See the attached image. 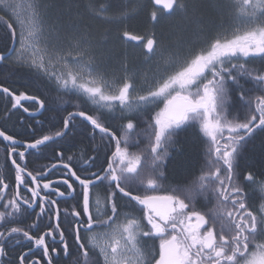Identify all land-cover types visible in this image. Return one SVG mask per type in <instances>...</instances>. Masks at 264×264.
<instances>
[{
  "label": "snow or ice",
  "instance_id": "1",
  "mask_svg": "<svg viewBox=\"0 0 264 264\" xmlns=\"http://www.w3.org/2000/svg\"><path fill=\"white\" fill-rule=\"evenodd\" d=\"M0 4V23L11 33L10 44L0 48V66L10 76L30 73L57 93L50 101L43 91L0 83L11 105L0 112V264H264V203L248 202L250 186L264 197V180L240 165L264 134V66L249 67L264 60V0H135L117 11L110 2L88 0L81 9L77 0H64L54 19L41 0ZM141 11L153 29L147 36L126 26ZM225 11L230 27L219 24L199 47L186 50L183 40L174 49L162 45L192 24L200 34L212 33L214 15ZM6 16H15L18 29ZM162 22L169 32L161 30L158 38ZM111 24L121 25L117 38L142 46L146 59L159 52L164 60L144 87L129 74L126 52L120 54L123 75L105 78L97 27ZM73 97L95 114L79 104L69 111ZM45 112L67 115L58 130L37 135L44 124L37 117ZM16 113L41 126L27 125L31 138L10 133ZM24 120L21 115V128ZM78 120L103 147L65 158V145L80 134ZM188 128L206 143L204 163L197 175L164 189L169 149L179 150L176 137ZM45 149L55 162L30 170L26 155ZM57 170L62 175L54 179ZM101 186L105 194L94 196ZM69 199L76 204L62 208ZM120 199L129 211L121 212ZM148 241H159L158 247Z\"/></svg>",
  "mask_w": 264,
  "mask_h": 264
},
{
  "label": "trees",
  "instance_id": "2",
  "mask_svg": "<svg viewBox=\"0 0 264 264\" xmlns=\"http://www.w3.org/2000/svg\"><path fill=\"white\" fill-rule=\"evenodd\" d=\"M41 2L46 6L48 16L54 19L60 15L64 0H41ZM77 2L80 4L82 9L84 5L88 3V0H77ZM105 2H110L113 5L114 11H117L119 10L120 5H131L133 2H135V0H95L97 5L103 4ZM141 2H143V0H141ZM225 3H228V0H225ZM0 15H4L2 10H0ZM228 16L229 13L227 11H225L222 15H214L216 25L213 26L212 33L200 34V26L197 24H192L186 32H179L171 39H163L162 45L172 47L174 49L177 42L183 40L185 41L183 47L186 50L199 47L205 42L206 39L209 38L210 35L215 34L217 26L228 20ZM5 19H7L8 22L13 23V26L17 28L12 16L11 18L6 16ZM85 22H88L87 18H85ZM126 26L128 27V30L138 35L147 36L153 31L152 26L148 21L147 11H141L137 18L129 21ZM122 30V26L118 24L97 27V32L99 33V35L96 37L98 41L97 52L99 56H103L105 58V64L103 66V69L105 70L104 72L105 74L110 75L111 79H118L120 76H122L123 72L121 70L120 64L124 57H122L120 54L126 52L129 74L134 75L138 88L144 87L146 81L145 77L152 76L154 71L159 69L157 64L160 62L163 63L164 60L161 59L159 52L155 57L146 59L144 54L145 50L142 48V46L136 45L135 42H125L119 40L117 37L119 32ZM161 30H163L166 34L169 32V29L167 28V22H162V24L156 29L158 38L160 37ZM105 32L110 33V35H103ZM10 42L11 33L5 24L0 23V48H3L6 44H10ZM262 66H264V60H261L260 58H256L251 64H249V67L257 69L261 68ZM3 75L7 78L10 77V79L15 82L17 86L24 85V87L32 91L33 89L38 91L41 89L43 92H45L44 94L50 96L52 99L57 95L53 88L47 86L46 81L22 70H16L15 75L10 76L9 70L5 69ZM245 86L249 87L250 85ZM74 99L76 98L74 97ZM80 102L82 101L76 102V104H79ZM106 122H111L113 124L115 123L114 121L107 119ZM85 134V132L80 133L71 146L74 148H77L79 145L89 147L88 140L86 137H84L86 136ZM262 138H264V134L258 135L256 137L253 143L248 146V149L243 154V159L240 161L241 168L245 170V173L247 171L253 172L257 182L264 180V150L261 149ZM176 139L178 140V144L174 147L179 150H173V148L169 149L172 159L168 162V166L165 170L166 178H168L167 182L170 184L169 188H173L178 184H182L189 177L197 175L205 159L206 143L200 137L196 129L188 128L185 131H181ZM3 164L4 152H1L0 150V165L2 166ZM248 191V202L250 204H254L258 207L260 203H264V197L261 196L255 186H250Z\"/></svg>",
  "mask_w": 264,
  "mask_h": 264
},
{
  "label": "flooded vegetation",
  "instance_id": "3",
  "mask_svg": "<svg viewBox=\"0 0 264 264\" xmlns=\"http://www.w3.org/2000/svg\"><path fill=\"white\" fill-rule=\"evenodd\" d=\"M0 6L2 7V4H0ZM4 72H5V68L3 66H0V83H4L5 86H7V87H9L11 89H15L17 91H26L29 94H39V92L42 91L41 89H40V91L34 90V89L32 91V90H29L28 88L24 87V85L17 86L15 84V82H13L10 79V77H8V78L4 77V75H3ZM45 96H47L50 101L52 100V98L50 96H48L46 94H45ZM65 98L69 99V97H67V96H65L64 99ZM79 101L80 100L74 99V97H73L72 98L73 107H69L68 110L69 111L76 110L75 109V105H76V102H79ZM79 105H80V109L81 110H85V111L89 112V114H95V112L93 110V106L91 104H86V103L80 102ZM10 106L11 105L8 102L7 98L2 93H0V112H3L6 107L10 108ZM26 106L31 107V105L27 104V103H26ZM21 115L25 116V120H24L25 127L24 128H21L19 126V117ZM64 115H67V113L65 112V113L57 114L55 112H45L43 114V116H38L37 119L42 120L44 122V124H43V130L42 131H38L37 135H42V134L48 133L50 131L54 132V131L58 130V127L60 126V118L62 116H64ZM114 122H115L114 124L112 123L113 127H115L117 124H119L118 121H114ZM13 124H16L17 126L15 128H13ZM28 124H32L35 128H40L41 127L40 125H36L35 121L29 120L27 118L26 114L16 113V115H14L12 117V120L8 122L7 128L9 129L10 133L11 132L22 133V135L19 138H22V139L23 138H31L30 136L27 135V133L31 131V129H27V125ZM77 126H78L77 127V131L79 133H84V132L86 133L85 134L86 136H84V137H86V139L88 140L89 147H84L82 145H79L77 148H74L71 145H65L66 149H70V151H66L65 152V158H66L67 155H72V154L79 155L81 150H89L88 151L89 155H95V153L90 151V148L91 147H96L97 145H99L100 147H103V145L101 144L99 135H97L95 141H92L91 140L90 130L89 131H85L83 125H81L79 120L77 121ZM1 152H3V151L1 150ZM26 159H27L28 166H29L30 170L38 168V167H40L42 165H49V164L55 162L52 159V151H51V149H45L43 151V153H40V154L26 155ZM100 159H101V161H103V159H104L103 152L100 153ZM60 175H62V171L61 170H57L52 178H54V179L58 178ZM165 177H166V175H165ZM167 179L168 178H165L162 181V186H163L164 189H169V187H170V184L167 182ZM174 187H176V186H174ZM93 192H94V196H95V194H99L100 196H103L105 194V189L101 186V187H98V188L94 189ZM118 203H119V205L121 207V212L122 213L123 212H127V211L130 210L131 206L128 205V202H127L126 199H120V200H118ZM74 204H76V201L69 199L67 202H61V207L62 208H68L69 210H71V207ZM136 214L139 215L138 212ZM158 243H159V241H148V245L149 246H157L158 247Z\"/></svg>",
  "mask_w": 264,
  "mask_h": 264
},
{
  "label": "rangeland",
  "instance_id": "4",
  "mask_svg": "<svg viewBox=\"0 0 264 264\" xmlns=\"http://www.w3.org/2000/svg\"><path fill=\"white\" fill-rule=\"evenodd\" d=\"M18 2L21 4V5H24L25 3H26V0H18ZM21 14H23V8L21 9ZM12 19H13V21H14V23H15V25L17 26V29H18V25H17V23H16V18H15V16H12ZM226 20V19H225ZM224 20V21H225ZM223 21V22H224ZM223 24H225L224 25V27H227V28H229L230 27V24H231V19H230V14H229V16H228V20H226ZM228 24V25H227ZM230 32H228L227 33V35H229L230 36ZM157 66L159 67V69L158 70H156V71H154V74L152 75V76H150V77H145V80L148 82V81H153V79H154V77H156L157 75H158V73L160 72V71H162V69H163V67L165 66V63L163 62V63H158L157 64ZM102 71H103V73H104V75H105V78L106 79H109V80H116V79H111V77H110V75H107V74H105V70L103 69V67H102ZM153 71V70H152ZM149 78V79H148ZM145 81V82H146Z\"/></svg>",
  "mask_w": 264,
  "mask_h": 264
}]
</instances>
